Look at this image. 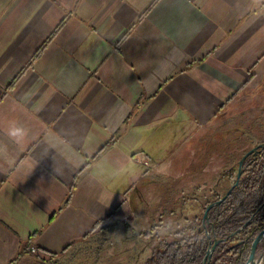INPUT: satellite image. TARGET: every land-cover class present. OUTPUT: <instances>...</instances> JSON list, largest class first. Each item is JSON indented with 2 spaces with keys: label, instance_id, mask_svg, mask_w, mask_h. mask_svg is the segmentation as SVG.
Masks as SVG:
<instances>
[{
  "label": "crops",
  "instance_id": "0c3cea01",
  "mask_svg": "<svg viewBox=\"0 0 264 264\" xmlns=\"http://www.w3.org/2000/svg\"><path fill=\"white\" fill-rule=\"evenodd\" d=\"M262 106L264 0H0V264L204 209Z\"/></svg>",
  "mask_w": 264,
  "mask_h": 264
},
{
  "label": "trees",
  "instance_id": "16d2710c",
  "mask_svg": "<svg viewBox=\"0 0 264 264\" xmlns=\"http://www.w3.org/2000/svg\"><path fill=\"white\" fill-rule=\"evenodd\" d=\"M238 171L237 167L225 179L235 180L232 193L209 211L208 218L187 221V228L181 232L169 231L160 237L146 264H203L217 241L220 243L208 264H246L256 237L264 231V147L247 157L236 185ZM230 188L215 202L221 201ZM215 202L208 203L205 210Z\"/></svg>",
  "mask_w": 264,
  "mask_h": 264
},
{
  "label": "rangeland",
  "instance_id": "374dc122",
  "mask_svg": "<svg viewBox=\"0 0 264 264\" xmlns=\"http://www.w3.org/2000/svg\"><path fill=\"white\" fill-rule=\"evenodd\" d=\"M260 89L258 90V92ZM242 123H253L252 126H256L258 136L255 142L257 146L264 142V106L258 111L257 120L254 118L251 120L243 121ZM256 123V124H255ZM243 136L247 137L248 140L254 142V135L250 134L248 131L243 130ZM243 156L250 150L255 148L252 143L250 146H243ZM238 163H231L230 167H227V174L231 176L236 170ZM229 171V172H228ZM236 175V174H235ZM227 176V177H228ZM226 177V178H227ZM225 178V179H226ZM225 179H209L210 184L204 189L203 193H197L195 191L194 197L202 198L205 207L210 202H215L218 196H222L225 191L232 187L234 184V179L227 181ZM151 180L147 179L146 182L149 184ZM195 185L198 184V179H195ZM180 184V182H179ZM185 199H190L191 194H179L174 195ZM176 215L171 217L172 210L170 209H158V210H148L144 212L145 224L137 225L133 223L130 227L124 225H116L111 228V230L103 231V234L98 238H93L91 242L83 243L79 251V254L71 255L67 257L65 261L62 262L54 261L48 262L47 264H143L146 260L148 261V256L152 255L154 249L159 244V238L163 237L167 232H181L187 228L186 220L193 221L194 219H202L205 213V208L195 209L194 211H185L178 209ZM160 223H170L172 224L170 228L165 227L162 229ZM134 228V230H131ZM140 232L143 235L139 238L133 236V232ZM107 233V234H106ZM130 236V237H129ZM108 237V238H107ZM77 249V248H76ZM264 251V240L260 245V252ZM138 253L139 256H138ZM132 261H129V260ZM147 263V262H146Z\"/></svg>",
  "mask_w": 264,
  "mask_h": 264
},
{
  "label": "water",
  "instance_id": "95a60500",
  "mask_svg": "<svg viewBox=\"0 0 264 264\" xmlns=\"http://www.w3.org/2000/svg\"><path fill=\"white\" fill-rule=\"evenodd\" d=\"M261 147H264V144H260L258 145L256 148H254L253 150L249 151L247 153V155L243 158V160L239 163V171H238V180L236 182V185L239 183V178L241 177V174H242V167H243V164L245 162V160L247 159L248 156H250L252 153L256 152L259 148ZM234 186L233 185L230 190L228 191L227 195L221 200V201H218V202H215L211 205H209L207 207V209L205 210V213H204V219H207L208 218V213L209 211L214 207L216 206L217 204L221 203L223 200H225L233 191L234 189ZM264 240V231H262L255 239L254 243H253V246H252V249H251V252H250V255H249V258L246 262V264H257L256 263V259L258 257V248L259 246L261 245L262 241ZM220 243V241H217L213 247L209 250L208 252V255L206 257V259L204 260V263L203 264H208L209 261L211 260V257L213 255V252L215 251L216 247L218 246V244Z\"/></svg>",
  "mask_w": 264,
  "mask_h": 264
},
{
  "label": "clouds",
  "instance_id": "9594fccd",
  "mask_svg": "<svg viewBox=\"0 0 264 264\" xmlns=\"http://www.w3.org/2000/svg\"><path fill=\"white\" fill-rule=\"evenodd\" d=\"M29 134L30 129L16 120L8 121L7 127L5 128L7 138L17 145L22 144L28 138ZM6 155L7 145L0 144V156Z\"/></svg>",
  "mask_w": 264,
  "mask_h": 264
},
{
  "label": "built area",
  "instance_id": "2783aa9c",
  "mask_svg": "<svg viewBox=\"0 0 264 264\" xmlns=\"http://www.w3.org/2000/svg\"><path fill=\"white\" fill-rule=\"evenodd\" d=\"M263 242V241H262ZM262 244V243H261ZM33 252H36L35 249H33ZM256 263L257 264H264V251L260 252V254L258 255L257 259H256Z\"/></svg>",
  "mask_w": 264,
  "mask_h": 264
}]
</instances>
